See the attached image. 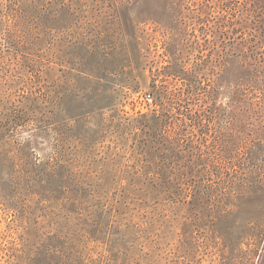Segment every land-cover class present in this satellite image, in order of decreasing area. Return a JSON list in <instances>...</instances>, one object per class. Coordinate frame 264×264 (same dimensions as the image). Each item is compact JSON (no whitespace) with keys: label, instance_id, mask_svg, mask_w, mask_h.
<instances>
[{"label":"rangeland","instance_id":"1","mask_svg":"<svg viewBox=\"0 0 264 264\" xmlns=\"http://www.w3.org/2000/svg\"><path fill=\"white\" fill-rule=\"evenodd\" d=\"M0 264H264V0H0Z\"/></svg>","mask_w":264,"mask_h":264},{"label":"built area","instance_id":"2","mask_svg":"<svg viewBox=\"0 0 264 264\" xmlns=\"http://www.w3.org/2000/svg\"><path fill=\"white\" fill-rule=\"evenodd\" d=\"M145 99L147 102H151V97L149 94L145 95Z\"/></svg>","mask_w":264,"mask_h":264}]
</instances>
